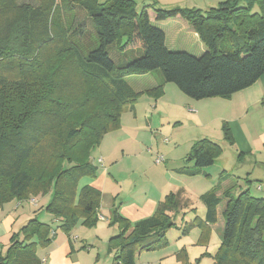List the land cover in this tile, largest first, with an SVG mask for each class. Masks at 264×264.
<instances>
[{"label": "trees", "instance_id": "16d2710c", "mask_svg": "<svg viewBox=\"0 0 264 264\" xmlns=\"http://www.w3.org/2000/svg\"><path fill=\"white\" fill-rule=\"evenodd\" d=\"M12 1L0 0V12ZM49 1L34 11V23L47 29L34 61L28 31L0 25V207L50 195L45 212L70 238L78 221L94 227L104 220L99 218L101 191L82 181L97 178L92 151L121 128L123 114L142 95L157 99L171 83L196 101L228 98L264 77V0H226L207 10L151 7L136 0ZM71 5L85 7L93 32L76 26L68 34L60 9ZM149 9L158 22L189 21L205 53L169 51ZM81 45H87L85 51ZM110 48L133 58L118 64ZM155 71L162 81L151 90L136 92L126 80ZM91 80H98L100 89L89 87ZM222 129L225 141L233 144L229 125ZM222 153L212 140H198L178 172L199 176ZM218 190L203 196L205 216L195 219L203 235L217 223ZM180 195L170 193L151 217L137 222L114 211L109 226L119 231L108 244L116 264H135L137 254L168 244L167 233L177 226L173 217L182 208ZM225 195L222 242L210 257L214 264H264V197L250 188ZM55 233L52 224L31 219L11 237L0 264H45L37 252L52 244Z\"/></svg>", "mask_w": 264, "mask_h": 264}, {"label": "rangeland", "instance_id": "374dc122", "mask_svg": "<svg viewBox=\"0 0 264 264\" xmlns=\"http://www.w3.org/2000/svg\"><path fill=\"white\" fill-rule=\"evenodd\" d=\"M137 1L141 5L140 0ZM49 2V0H13L0 12L1 28L15 31L20 27L23 32L28 31L30 39L27 44L33 49V53L30 55V57L33 56L31 61L36 59L41 48V38L47 31L45 26H38L34 23V11L47 6ZM60 10L63 12L61 22L63 23L64 20L67 25L68 34L76 26H82L93 32L89 13L85 7L62 6ZM86 47L87 45H81L83 51L86 50ZM108 52L118 64L133 58L132 53L123 54L113 48H110ZM150 74L156 78L161 76L160 71ZM100 84L98 80H91L89 87L96 86L100 89ZM152 98L143 97L134 112L130 111L123 114L121 128L117 130V160L123 158V150H125L127 156L121 164L126 167L124 169L125 179L130 177L132 168L140 170L137 175L140 177L139 193L147 191L149 188L148 180L142 174L144 171L147 172L149 180H152L157 187L165 185L164 182L168 179L171 184V189H167L168 192L180 190L186 197H179L182 208L180 209L181 212L173 217L177 226L168 231V244L157 250L142 251L137 254L135 264H214L210 255H214L221 244L222 222L211 226V230L203 235L201 225L196 224L195 219L197 216L204 217L206 212L203 196L216 186L219 188L218 191L223 188L231 189L235 195L247 188H250L256 196L263 194L259 190L264 192V146L262 145L264 108L257 106L250 112L242 122L244 134L235 129L232 135L235 140L233 139V144H229L224 139V133L217 119H210L207 127L196 123L194 114L189 111L190 107L187 104L190 98L185 96L174 84L167 83L163 88V96L157 101ZM203 138L210 139L223 148V153L216 163L205 169L207 176L201 175L190 178L178 171L174 172L175 169L186 165L185 159L192 150L193 142ZM103 147L107 149L106 146ZM248 147L251 148L250 151H248ZM99 149L100 146L92 151V160H98ZM253 150L258 153H253ZM158 157H164L165 162L156 164ZM118 170L120 168H117ZM86 180L84 179L82 183L84 184ZM120 180L122 181V178ZM132 190L133 184L126 179V182L123 183L124 195L132 194ZM46 196L37 195L31 198L37 200L36 206L43 204L45 206L47 203L44 202L47 201H43L42 204L39 202L48 198ZM105 200L107 203V198ZM21 205L23 206L21 211L24 212L25 221H29L28 216L33 210L30 199L23 200ZM21 211L20 215H22ZM45 215L47 214L45 213ZM105 224V221H99L96 226L88 227L82 220L78 221L70 234L74 245L69 253L67 263L73 260L77 264H116L114 252L109 250L110 236L107 237L106 233L103 232ZM55 229L56 227H54ZM118 231L117 228L116 234ZM1 234L0 231V236ZM58 235L60 238H69L61 230L58 231ZM0 239L6 244L4 249V256H6L11 243L9 244V241L5 240L3 236ZM46 249L41 247L38 249L39 258L42 259V256L47 254L44 251ZM46 264L51 263L47 261Z\"/></svg>", "mask_w": 264, "mask_h": 264}, {"label": "crops", "instance_id": "0c3cea01", "mask_svg": "<svg viewBox=\"0 0 264 264\" xmlns=\"http://www.w3.org/2000/svg\"><path fill=\"white\" fill-rule=\"evenodd\" d=\"M137 1V0H136ZM226 0H140V4L145 5H152L157 3L159 6L164 8H197L201 10H207L212 7H216L219 3L224 2ZM137 3H139L137 1ZM150 19L152 24L163 30L166 37V46L169 51L173 52H186L195 57H199L205 53L207 50L206 45L201 41L199 34L194 30L193 26L190 24L189 21L182 19V18H175L171 20L161 21L158 22L155 19L154 12L152 9H149ZM138 78V79H137ZM129 85L136 91V92H144L147 90H151L158 86L161 83L162 79L160 77H155L152 74L142 75L141 77H134L130 76L127 79ZM166 85V84H165ZM152 98L151 95L144 94L141 98L137 101V103L133 106V108L129 109L127 112H134L136 110V106L143 97ZM163 96V95H162ZM160 96L159 98H161ZM157 98V99H159ZM189 98V97H188ZM155 99V98H152ZM157 99H155L157 101ZM187 104L189 105V111L194 114V118L196 119V123L200 124L203 127H207L208 122L210 119H214L220 123L221 130L223 132V124L227 123L231 129V133L233 135V131L238 129L244 134L243 128V121L248 117L250 112L255 109L257 106H261L264 108V77H262L257 83L253 86L235 93L231 97L228 98H210L201 101H196L193 99H188ZM122 124V122H121ZM234 139V136H233ZM201 140V139H200ZM235 140V139H234ZM198 141V140H197ZM194 141L191 145L193 147ZM262 145L264 146V134H263V141ZM103 146H106L108 149H104ZM117 130L108 134L100 145V149L98 150L99 158L97 161L92 160L93 163L99 168L98 176L95 180H86L84 184H89L102 193V202L100 208V216L104 218L105 221V228H103V232L106 233V236L114 235L117 232V226H109V222L113 217L114 211H117L126 219L131 222H137L148 217H151L157 207L158 204L165 200L166 196L170 193H177L180 192L182 198L186 197L182 191L177 192H168L171 189V184L168 179H166L165 185L157 187L153 184L152 180L147 177V172L143 171V177L148 180V190L142 191L139 193L138 187L140 183V177L137 175L140 173L139 169L132 168L130 170V177L126 178L133 184V190L131 191L132 194L125 196L123 193V183L126 182V174H125V166H122L124 159L126 158V151L123 150V158L117 160ZM248 151L251 150V148ZM263 149V147H262ZM254 151V150H253ZM191 153V151L189 152ZM248 153V152H243ZM253 153H258L257 151ZM142 154V151H141ZM249 154V153H248ZM189 155V154H188ZM187 155V157H188ZM187 157L185 160H187ZM92 159V158H91ZM103 161V162H100ZM216 163V162H215ZM221 164V163H220ZM185 166H182V168ZM117 168L120 170L117 171ZM180 168L175 169L174 172L178 171ZM118 173V175H117ZM203 176H207V172L204 170L201 173ZM199 175V176H201ZM186 176V175H184ZM120 177V178H119ZM189 177V176H187ZM197 177V176H196ZM122 178V181L120 180ZM191 178V177H190ZM118 190V193H117ZM259 190V188H258ZM252 192V191H251ZM260 194L256 197H264V192L259 190ZM139 193V194H138ZM226 193H233L230 189H221L217 192V197L221 199V203L218 207V219L217 224L222 222V234H221V242L222 236L225 227V218L224 212L227 208L228 198L226 197ZM236 196V195H235ZM50 200V195L46 196ZM48 198H44L43 201H47L44 203H48ZM105 198H107V203ZM33 198H31L32 200ZM30 200V202H31ZM36 199L33 206V210L30 212L28 216L29 221L33 218H38L40 221L45 223H51L53 230L56 227V233L53 236L52 244L49 248L44 250L47 254L42 256L43 260H45V264L47 261H50L51 264H77L73 260L69 259V253L71 249H73L74 241L73 238H60L58 235V220L53 219L51 215L45 212L44 204L42 206H36ZM30 204V203H29ZM204 204V203H203ZM23 206L19 201H13L8 203L2 207H0V231L1 236L5 237V240L9 241L10 244L11 237L15 233H19L21 228L26 225L28 222L25 221V216L23 215L24 212L21 211ZM205 208V205H204ZM20 211L22 215H20ZM206 212V208H205ZM47 214L44 216V214ZM43 218H40V217ZM99 216V217H100ZM205 216V215H204ZM222 218V219H221ZM18 232H16V230ZM0 236V237H1ZM70 239V240H69ZM0 256L4 257V249L6 244L1 242L0 239ZM41 259V257H40Z\"/></svg>", "mask_w": 264, "mask_h": 264}, {"label": "built area", "instance_id": "2783aa9c", "mask_svg": "<svg viewBox=\"0 0 264 264\" xmlns=\"http://www.w3.org/2000/svg\"><path fill=\"white\" fill-rule=\"evenodd\" d=\"M165 162V159H164V157H158L157 159H156V164H162V163H164ZM31 203H34V201L32 200L31 201ZM99 218H101V219H103V217H99Z\"/></svg>", "mask_w": 264, "mask_h": 264}]
</instances>
